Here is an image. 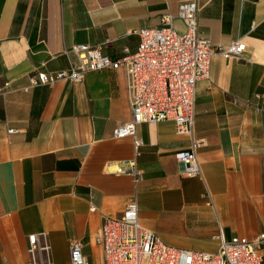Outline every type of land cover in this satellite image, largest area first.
I'll return each mask as SVG.
<instances>
[{
	"label": "crops",
	"instance_id": "obj_1",
	"mask_svg": "<svg viewBox=\"0 0 264 264\" xmlns=\"http://www.w3.org/2000/svg\"><path fill=\"white\" fill-rule=\"evenodd\" d=\"M179 0H0V264H23L27 235L43 232L51 264H67L81 244L103 264L94 242L106 218L134 196L139 223L176 247L214 250L215 236L264 232V0H197V29L214 43H244L238 58L210 57L194 86L192 137L200 175L182 177L174 152L188 148L171 121L143 122L135 185L113 173L133 157L114 128L130 118L121 68L90 71L22 91L28 74L77 63L73 44L109 40L111 59L133 52L139 28L160 25ZM177 31L181 22L172 21ZM41 63H43L41 65ZM11 129L12 131H8ZM208 195L211 205L207 203ZM264 264V244L261 246Z\"/></svg>",
	"mask_w": 264,
	"mask_h": 264
},
{
	"label": "built area",
	"instance_id": "obj_2",
	"mask_svg": "<svg viewBox=\"0 0 264 264\" xmlns=\"http://www.w3.org/2000/svg\"><path fill=\"white\" fill-rule=\"evenodd\" d=\"M197 11V0H179L174 14L161 15L159 26L131 31L138 38L135 50L130 52L124 46L121 56L115 59L101 51L109 40L73 44L64 50V54H74L77 63L49 72L34 69L28 74L27 83L19 89L27 91L57 81L79 82L87 72L121 68L126 79L130 118L114 128L113 136L131 138L133 157L116 162L113 173L128 176L135 185L141 178L135 156L143 144L136 135V126L143 122L171 121L176 134H185L189 138L187 149L174 152L178 174L199 176L195 148L202 140L192 137L195 83L208 79L213 54L226 60L238 58L244 43L240 40L214 43L203 36L197 29ZM174 19L181 22V31L173 27ZM10 90L8 85L0 86V94ZM205 197L211 205L208 195ZM215 238L218 245L211 251L163 243L154 232L139 223L132 196L119 216L104 220L94 242L101 247L103 264H261L264 232L249 238L234 235L229 239L219 233ZM26 240L28 256L23 264H51L50 247L43 232L28 234ZM67 264H91L81 252L80 242L69 243Z\"/></svg>",
	"mask_w": 264,
	"mask_h": 264
}]
</instances>
